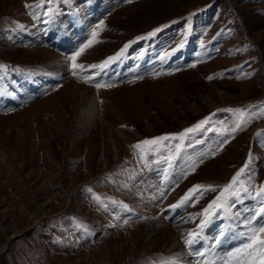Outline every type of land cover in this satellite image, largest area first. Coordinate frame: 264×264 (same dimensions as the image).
<instances>
[{"label": "rangeland", "instance_id": "374dc122", "mask_svg": "<svg viewBox=\"0 0 264 264\" xmlns=\"http://www.w3.org/2000/svg\"><path fill=\"white\" fill-rule=\"evenodd\" d=\"M262 189L264 0H0V264H259Z\"/></svg>", "mask_w": 264, "mask_h": 264}, {"label": "snow or ice", "instance_id": "6c2138e0", "mask_svg": "<svg viewBox=\"0 0 264 264\" xmlns=\"http://www.w3.org/2000/svg\"><path fill=\"white\" fill-rule=\"evenodd\" d=\"M95 35H96V33L94 32V33H93V37H95ZM91 44H92V41H89L87 44H85V45H84L79 51H77V52H76V53L70 58L71 61H72V67H73L74 70L77 69V68H82V67H83V66H81V65H77V64L75 63V61H76L77 57H78V56L84 51V49L87 48V47H90ZM111 59H114V58H109V60H111ZM106 63H108V61H105V64H106ZM193 66H194V65H193ZM92 67H97V66L94 65V66H92ZM100 67H103V65H101ZM73 74H75V71H73ZM102 86H103V85H101V84H99V83L96 84V87H97V88H100V87H102ZM197 127H199V125H198ZM234 130H235V129H234ZM187 131H192V129H189V130H187ZM166 139H169V137H158V138H155V139H153V140L144 141V142H142V143H143V144H157L159 141L166 140ZM136 147L139 148L140 145L138 144V145H136ZM193 170H194V166H193ZM243 171H244V170L241 169V172H243ZM240 174H241V173H237V177H239ZM236 183H237V180H236V178H234L233 181H232V183H230L228 186H226V187L224 188V190L221 192L220 197H218L217 200H214V201L212 202V204H210V205L208 206V208L205 209V213H207V212H208V209L212 208L213 205L220 206V205L218 204V201H219L222 197H224L225 193H229V189H231L232 186H233L234 184H236ZM207 190L211 191V190H213V189H207ZM201 191H202V186H200V185H196V186H194L193 189L189 190V193L186 194V196L183 198V200L181 201V203H183L184 201L189 200L190 197H191L193 194H195V193H197V192H201ZM261 191L264 192V189H262ZM229 194H230V195H235V193H229ZM260 214H261V215H264V208H262V209L260 210ZM249 233H250L249 236H248L249 243H248V244H245L244 248L241 249L240 251H241V252H247L249 249H251L252 252H250L249 255H253V254L258 253L259 256H260L259 264H264V224H260V225H258V226H252V227H250ZM185 242L188 243V244H191V243H192L191 239H188V240H186Z\"/></svg>", "mask_w": 264, "mask_h": 264}, {"label": "bare ground", "instance_id": "6f19581e", "mask_svg": "<svg viewBox=\"0 0 264 264\" xmlns=\"http://www.w3.org/2000/svg\"><path fill=\"white\" fill-rule=\"evenodd\" d=\"M80 29V28H79ZM73 36L71 35V37H69L70 40H67V39H60V45L62 44V47L63 49H67V47H70L72 45V42H73ZM67 65L63 62L61 63L58 67L55 68L54 71H49V73H47V80L48 79H58L60 78L64 72H66V69H67ZM184 262H188V259H183Z\"/></svg>", "mask_w": 264, "mask_h": 264}, {"label": "flooded vegetation", "instance_id": "af4514ba", "mask_svg": "<svg viewBox=\"0 0 264 264\" xmlns=\"http://www.w3.org/2000/svg\"><path fill=\"white\" fill-rule=\"evenodd\" d=\"M94 26V25H93Z\"/></svg>", "mask_w": 264, "mask_h": 264}]
</instances>
